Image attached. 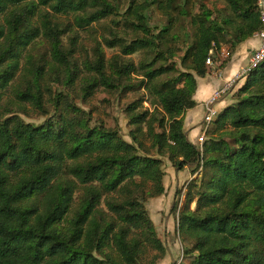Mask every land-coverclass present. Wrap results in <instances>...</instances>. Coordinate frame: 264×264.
Wrapping results in <instances>:
<instances>
[{
    "label": "trees",
    "instance_id": "obj_1",
    "mask_svg": "<svg viewBox=\"0 0 264 264\" xmlns=\"http://www.w3.org/2000/svg\"><path fill=\"white\" fill-rule=\"evenodd\" d=\"M37 1L0 0V264H142L147 250L154 252L148 264H157L166 249L145 202L164 192L162 156L176 170L190 166L191 175L200 174L186 185L181 207L174 202L171 208L185 261L179 264H264V60L216 114L200 149L183 130L184 112L197 105L196 78L208 71L209 51L214 58L227 46L225 63L261 29L258 0H220L224 6L212 9L205 0L129 1L124 22L133 37H103L121 54L111 59L110 74L95 44L94 59L85 63L94 75L82 94L91 96L97 83L144 90L151 112H138L137 102L126 107L131 142L115 130L91 128L89 115L68 95L52 94L44 69L51 65V72L63 75L59 82L73 85L79 78L72 58L76 39L64 48L67 26L56 17L73 15L74 24L87 30L118 14L121 0ZM152 6L165 14L166 25H147ZM179 19L182 39L173 32ZM39 43L49 49L50 61L43 64L44 57L34 63L23 56ZM137 52L145 56L137 67L123 59ZM178 52L181 70L172 60ZM132 74L141 76L136 84L129 81ZM8 88L17 109L14 103L1 107ZM25 105L38 116L51 109L53 115L39 125L27 123L18 115H27ZM133 184L142 190L136 196Z\"/></svg>",
    "mask_w": 264,
    "mask_h": 264
},
{
    "label": "rangeland",
    "instance_id": "obj_2",
    "mask_svg": "<svg viewBox=\"0 0 264 264\" xmlns=\"http://www.w3.org/2000/svg\"><path fill=\"white\" fill-rule=\"evenodd\" d=\"M38 2L37 0H35ZM112 1V0H109ZM130 0H121L118 8V14L111 15L110 17H107L104 20H101L99 23H93L91 25V28H88L87 30H81L74 24V16L73 15H58L56 17V20L59 24L62 26H67L65 34H63L62 37V44L64 48H69L71 38H75L74 40V54H73V60L76 64V72L77 75H79L78 80L75 81V83L71 86H66L62 82H59V78L61 76L54 74L50 71L51 65L47 64L45 66V73H47L46 76V85L51 89L52 94L56 93H64L65 95L69 96V99L71 102H73L77 107L81 108L86 114L90 117L89 125L90 127H103L105 129H111L115 130L121 138L127 142H131V139L129 137V132L132 130V127L129 125L128 122V115L126 113V107L134 102H137V111H144L145 109L149 110L151 112V107L149 104L150 97L147 95V93L144 90H141L139 88H135L133 92H123L119 89L109 88L106 86L96 84V87L94 88V92L91 96L83 97L82 94V88L83 84L87 82V80L90 78V76H93L94 73L91 72V70H87L85 67V63L89 64V61H92L94 59L93 55V48L95 44L98 42L100 43V47L103 51L104 58H105V66L107 68V74H110L111 70L108 69L109 66L112 64V58L116 55L120 54V49L118 47L115 48H107L103 42L104 38H110L111 32H117L118 35H122L125 37L128 41L133 37L134 31L131 30V27L125 26V20L129 21L128 16L126 15V10L128 8ZM152 0H136L137 5H142L145 2L149 3ZM118 3V1L116 2ZM205 3L209 8L217 7L221 8L223 5V2L220 0H205ZM196 5V4H195ZM41 9H44L48 11L49 13H52L51 9L47 6H42ZM148 15V21L147 25L152 29V27H162L163 25H166L167 18L165 17V14H163L160 10L158 11L155 6H152L149 11H146ZM81 14V13H80ZM173 16H176V12H172ZM132 17V16H131ZM131 20H134L133 18H130ZM65 30V28H64ZM185 30V23L182 19H179L178 22L174 25L173 32L177 33L181 39H182V33H184ZM157 31V29L155 30ZM176 48L180 47V43L175 45ZM227 50V46H224L222 49ZM27 51V50H26ZM23 52V56L29 55L32 60H34V63H37L38 60H42L44 57L45 61L41 62L42 64L47 61H50L49 59V49L48 46L45 44L39 43L36 47H33L31 49H28L27 52ZM182 55V52H178L176 56L172 59L176 65L177 68L181 70V67L179 65V59ZM23 57V59L20 62V68L21 66H25L26 59ZM123 57V56H122ZM145 56L141 52H137L133 55L123 57L124 60L127 58L131 59L133 64L137 67L138 64L143 60ZM216 57L213 58V61H215ZM226 60V59H225ZM18 74V73H17ZM139 75V74H138ZM20 76V75H19ZM141 79V76H137L135 74H132L130 76V83L136 84L137 81ZM17 79L11 84L17 83ZM62 81V79H61ZM12 88H8L6 91H4L2 100H1V107L3 108L6 105H10L11 103H14L12 101V94H11ZM12 109H17L16 104H13ZM27 115L18 113L19 117L22 118L25 122L39 125L46 121L49 116L53 115L52 109L49 110V113L47 116H38L34 110L33 107L30 105H25ZM187 111L184 112V115ZM204 117V115H203ZM203 117L200 122V127L202 128V135H199L196 139V147L200 149L201 142L203 143L206 141L205 137V131L211 127V122L208 125L203 124ZM145 130V129H144ZM145 147L149 146L150 143L145 140ZM151 156H154V151H151ZM154 157H157L155 155ZM159 159L162 162V170L164 172V176L167 175V173H170L171 175L168 176V178H165V185L168 187L167 194H165V197L163 198V201H157L152 200L155 198H158L160 196L149 198L145 202V208L148 212V216L151 219L157 237L162 241L163 244H168L170 241L172 242L171 247L172 251L171 254L173 255V252L175 254L173 255V260L171 261L169 259L168 253L165 254L164 258L157 262V264H164L162 261H166L165 264H179L181 262H185L182 259V246L180 244L179 238L176 234V222L174 216L171 213V208L174 202L177 203L178 209L181 207L184 201V193L186 189V185L188 182L192 179H195L196 181L200 180V174L196 173L194 175H191V167L186 166L181 170H176L172 164L169 162L166 156L159 157ZM175 172L176 177H174ZM163 176V178H164ZM136 183L139 184V181L137 180ZM162 185H163V179H162ZM150 185L146 184L143 186V191H149ZM164 188V187H163ZM130 194L133 196L138 195L141 191H135L137 190L133 185L130 186ZM175 192L174 202L173 197L170 195L168 197V194L171 192ZM178 192V194H177ZM80 191H77V193L74 195V199L77 200V197L79 196ZM146 194V193H144ZM77 203L75 202L74 205ZM100 207L105 210L104 202L101 201ZM195 208V204L193 203L191 205V209ZM70 216V214H69ZM175 217V218H174ZM175 222V224H174ZM174 229V231H173ZM166 249V248H165ZM154 255V252L151 250H147L144 257L142 258V264H148Z\"/></svg>",
    "mask_w": 264,
    "mask_h": 264
},
{
    "label": "crops",
    "instance_id": "obj_3",
    "mask_svg": "<svg viewBox=\"0 0 264 264\" xmlns=\"http://www.w3.org/2000/svg\"><path fill=\"white\" fill-rule=\"evenodd\" d=\"M258 47V40L251 37L242 44H240L235 52L231 55L228 61L224 63L223 59H220V61L215 62L213 66L207 67V73L203 78H196V91L194 93L193 99L196 102V106L188 110L184 115L183 120V130L186 134V137L188 141L193 144L194 146H197L196 139L199 135H202L203 131L200 127L201 119L204 115V104L205 102L210 98L212 93L216 90H218L220 87H222L224 84H226L230 80H235V85L232 89V91L227 94L225 97L222 98V100L215 106L217 113L220 112L223 108L230 105L232 103V95L239 89L244 82V79H238L236 80V75L243 69L247 63L249 56L251 53ZM223 51H227L222 49ZM218 57V56H217ZM219 58V57H218ZM204 134V133H203ZM176 172L174 174V177H176ZM170 173H167L166 176L163 178V187H164V194L158 198L152 199L157 201H163L165 194H167L168 187L165 185V178H168L170 176ZM173 194V195H172ZM172 195L173 202L175 197V192L168 194V197ZM175 224V222H174ZM174 231V229H173ZM172 242L165 245L166 248V255L168 253L169 259L172 261L173 255L175 252H173V255L171 254ZM165 260L162 261V263L165 264Z\"/></svg>",
    "mask_w": 264,
    "mask_h": 264
},
{
    "label": "built area",
    "instance_id": "obj_4",
    "mask_svg": "<svg viewBox=\"0 0 264 264\" xmlns=\"http://www.w3.org/2000/svg\"><path fill=\"white\" fill-rule=\"evenodd\" d=\"M257 6L259 9V21L261 29L253 34V38L258 40V47L251 53L248 59L247 65L241 69V71L236 75L235 79H244L251 70L256 68L264 60V0H258ZM216 60L213 61V51L210 50L208 56L205 60L206 67H211L215 62L220 61V59H226L228 57L227 51L220 50L217 55ZM235 85V80H230L218 90L214 91L210 98L204 104V117L203 124L208 125L217 114L215 106L229 94ZM202 144V142H201ZM200 144V145H201Z\"/></svg>",
    "mask_w": 264,
    "mask_h": 264
}]
</instances>
